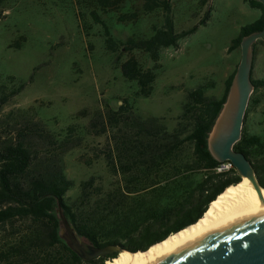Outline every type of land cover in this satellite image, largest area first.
<instances>
[{"label":"rangeland","instance_id":"rangeland-1","mask_svg":"<svg viewBox=\"0 0 264 264\" xmlns=\"http://www.w3.org/2000/svg\"><path fill=\"white\" fill-rule=\"evenodd\" d=\"M91 11L97 12L118 42L150 37L164 25L166 16L177 32L197 28L177 45L161 48L155 59L142 50L131 54L108 50L105 29ZM259 13L246 0H170L168 13L162 8L146 12L141 0H122L112 8L95 0L10 1L0 18V79L10 87L19 83L24 87L3 112L30 110L54 137L70 138L72 144L61 152L64 171L73 182L66 193L70 203L106 214L136 206L160 192L163 183H172L175 177L196 182L203 170L172 173V165L193 160L188 140L173 149L169 164L157 165L145 174L141 171L144 163L125 170L133 158L143 160L149 158L142 156L144 152L157 151L159 139L137 130L133 119L110 123L107 107L117 109L127 99L131 117L154 118V125L164 127L160 137L178 133L183 139L191 127L190 112H184L191 108L188 93L199 89L206 97H221L226 78L240 60V47L228 51L230 40ZM204 14L207 19L201 22ZM121 15L127 17L120 20ZM130 55L155 74L148 96L139 94L137 84L122 74L121 64ZM251 74L254 79L264 77V38L253 48ZM242 128L264 137V88H253ZM148 142L152 146L144 149ZM218 167L226 169L220 164L214 171ZM89 180L91 185H85ZM29 224L26 219L0 225V251L19 241ZM61 238L68 244L66 236ZM13 264L32 263L14 260Z\"/></svg>","mask_w":264,"mask_h":264},{"label":"trees","instance_id":"trees-1","mask_svg":"<svg viewBox=\"0 0 264 264\" xmlns=\"http://www.w3.org/2000/svg\"><path fill=\"white\" fill-rule=\"evenodd\" d=\"M10 1L14 0H0V18L9 8ZM95 1L103 7L112 8L122 0ZM141 1L146 12L160 8L167 13L170 11V0ZM246 1L250 7L260 10V14L239 28L230 40L228 51L240 47L242 37L260 31L264 26V4L258 0ZM91 15L105 29L108 50H124L130 54L134 50H142L155 59L161 48L177 45L181 37L197 28L194 25L188 30L177 32L166 16L164 25L155 28L150 37L128 38L118 42L110 35L97 12L91 11ZM126 17L121 15L120 20ZM206 19L207 14H204L200 21ZM236 68L237 65L226 78L221 97H206L199 89L188 93L191 108L186 107L184 112H190L191 127L183 139H179L178 133H165L169 137H160L164 127L154 125L151 122L156 120L154 118L142 121L138 115L131 117V105L127 99H122L117 109L107 107L106 117L110 123L119 124L133 119L137 130L146 131L159 139L157 151L149 155L144 152L142 156L149 158L143 160L133 158L125 170L144 163L146 166L141 171L145 174L150 168L173 162L170 161L172 151L184 140L192 144L193 160L172 165V173L185 175L182 169L203 170V176L196 182L187 183L175 177L172 183H163L159 187L160 192L148 200L124 209L118 207L113 210L114 213L109 210V214L98 210L86 211L67 200L66 193L73 182L64 171L61 152L72 144L70 138L59 140L54 137L30 110L11 109L3 112V107L23 89L24 84L10 87L0 79V225L14 220H30L28 231L20 234L22 238L0 251V261L5 264H13L14 260H25L32 264H105V259L115 256L111 254L85 260L72 251L60 235V210L76 234L91 244L99 247L117 244L130 251L145 249L195 223L219 193L241 180L233 166L214 171L221 163L211 155L207 145L208 134L226 99ZM121 70L126 79L137 84L139 94L150 95L155 79L151 69H143L137 59L130 55L121 64ZM251 81L253 88H264V77L254 79L251 74ZM167 143L171 144L165 146ZM150 146V142L143 145L144 149ZM234 149L243 152L250 160L260 185L264 187V137L245 133L242 128L241 138L235 143ZM91 183L92 180H89L85 185ZM85 185L84 189L87 188Z\"/></svg>","mask_w":264,"mask_h":264},{"label":"water","instance_id":"water-1","mask_svg":"<svg viewBox=\"0 0 264 264\" xmlns=\"http://www.w3.org/2000/svg\"><path fill=\"white\" fill-rule=\"evenodd\" d=\"M258 1L264 4V0ZM263 38L264 26L260 31L242 37L240 60L226 99L207 137L208 150L211 155L220 163L230 162L240 178H248L253 188L258 192L264 187L260 185L252 163L243 152L234 149V145L241 138L245 112L253 91L251 81L253 44ZM59 213L63 227L68 232L66 238L69 247L85 260L114 254L115 256L108 258L113 259L120 250L133 253L143 252L156 243L136 251H130L117 244L95 246L77 235L64 217L63 212L60 210ZM108 259H105L104 263ZM152 264H264V213L248 216L221 226Z\"/></svg>","mask_w":264,"mask_h":264},{"label":"bare ground","instance_id":"bare-ground-1","mask_svg":"<svg viewBox=\"0 0 264 264\" xmlns=\"http://www.w3.org/2000/svg\"><path fill=\"white\" fill-rule=\"evenodd\" d=\"M264 213V188L256 191L248 178L231 184L208 206L201 218L151 245L146 251L120 250L105 264H152L230 222Z\"/></svg>","mask_w":264,"mask_h":264},{"label":"built area","instance_id":"built-area-1","mask_svg":"<svg viewBox=\"0 0 264 264\" xmlns=\"http://www.w3.org/2000/svg\"><path fill=\"white\" fill-rule=\"evenodd\" d=\"M221 165H225L226 169H228L230 166H232L231 163L228 162V161H226V163L225 162L224 163H221ZM221 170H224V169L221 168V167H218L217 168V171H221Z\"/></svg>","mask_w":264,"mask_h":264},{"label":"flooded vegetation","instance_id":"flooded-vegetation-1","mask_svg":"<svg viewBox=\"0 0 264 264\" xmlns=\"http://www.w3.org/2000/svg\"><path fill=\"white\" fill-rule=\"evenodd\" d=\"M60 235L61 236H68V232L65 227L60 229Z\"/></svg>","mask_w":264,"mask_h":264},{"label":"crops","instance_id":"crops-1","mask_svg":"<svg viewBox=\"0 0 264 264\" xmlns=\"http://www.w3.org/2000/svg\"><path fill=\"white\" fill-rule=\"evenodd\" d=\"M256 9V8H255ZM260 11V10H259ZM260 14V13H259Z\"/></svg>","mask_w":264,"mask_h":264}]
</instances>
